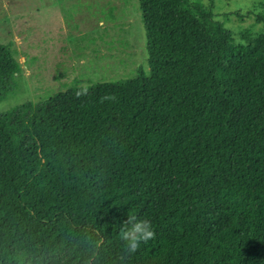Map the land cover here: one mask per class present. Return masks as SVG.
<instances>
[{
    "label": "trees",
    "instance_id": "16d2710c",
    "mask_svg": "<svg viewBox=\"0 0 264 264\" xmlns=\"http://www.w3.org/2000/svg\"><path fill=\"white\" fill-rule=\"evenodd\" d=\"M137 2L147 70L0 113V264H114L127 212L156 233L128 264H264V0L250 44ZM18 70L0 46V101Z\"/></svg>",
    "mask_w": 264,
    "mask_h": 264
},
{
    "label": "rangeland",
    "instance_id": "374dc122",
    "mask_svg": "<svg viewBox=\"0 0 264 264\" xmlns=\"http://www.w3.org/2000/svg\"><path fill=\"white\" fill-rule=\"evenodd\" d=\"M199 1L235 43L262 41L261 0ZM0 46L19 66L0 113L148 69L137 0H0Z\"/></svg>",
    "mask_w": 264,
    "mask_h": 264
},
{
    "label": "clouds",
    "instance_id": "9594fccd",
    "mask_svg": "<svg viewBox=\"0 0 264 264\" xmlns=\"http://www.w3.org/2000/svg\"><path fill=\"white\" fill-rule=\"evenodd\" d=\"M118 233L122 244L114 264H128V261L139 251L141 244L148 243L156 236L151 222L138 218L134 212H127L126 219L120 222ZM102 244L103 240L92 242V250L86 259V264H97Z\"/></svg>",
    "mask_w": 264,
    "mask_h": 264
}]
</instances>
